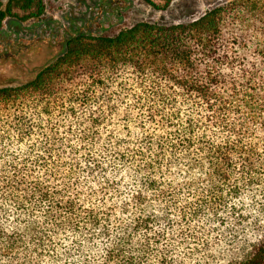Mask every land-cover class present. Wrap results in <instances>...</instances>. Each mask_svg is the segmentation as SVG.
<instances>
[{"label":"trees","instance_id":"trees-1","mask_svg":"<svg viewBox=\"0 0 264 264\" xmlns=\"http://www.w3.org/2000/svg\"><path fill=\"white\" fill-rule=\"evenodd\" d=\"M62 42L0 77V264H264V0Z\"/></svg>","mask_w":264,"mask_h":264},{"label":"rangeland","instance_id":"rangeland-1","mask_svg":"<svg viewBox=\"0 0 264 264\" xmlns=\"http://www.w3.org/2000/svg\"><path fill=\"white\" fill-rule=\"evenodd\" d=\"M5 6L9 0H1ZM42 18L20 21L8 17L0 40L16 39L19 49L0 53V77L20 81L59 54L62 40L77 33L114 35L141 21L164 24L193 21L230 0H172L158 9L144 0H44ZM163 5V0H155Z\"/></svg>","mask_w":264,"mask_h":264}]
</instances>
